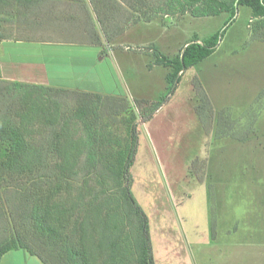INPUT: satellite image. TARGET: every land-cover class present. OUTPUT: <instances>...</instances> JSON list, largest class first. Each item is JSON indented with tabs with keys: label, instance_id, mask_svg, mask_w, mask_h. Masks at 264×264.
I'll return each instance as SVG.
<instances>
[{
	"label": "rangeland",
	"instance_id": "1",
	"mask_svg": "<svg viewBox=\"0 0 264 264\" xmlns=\"http://www.w3.org/2000/svg\"><path fill=\"white\" fill-rule=\"evenodd\" d=\"M70 1L74 0H63V31L66 26L71 31L84 26L88 31L87 16L77 18L78 9L67 12ZM94 1L96 30L89 32L100 46L74 47V52L82 56L90 51L97 62L101 51L114 50L95 68L102 97L66 91L56 99L65 117H73L79 108H92L97 118L90 112L88 118L96 121L103 133V149L108 151L128 147L130 126L137 124L130 190L148 220L154 264H264V105L257 110L253 132L246 139L219 138L216 122L224 109L232 121L247 127L251 123L247 114L256 110L257 102L264 103V18L252 19L251 10L239 6L233 22L225 27L227 12L195 17L192 8L171 9L166 0ZM2 15L1 10V27L7 19ZM223 31L214 53L185 70L170 92L173 84L166 76L172 69L155 65L153 54L157 51L172 60L195 36L202 43ZM73 38L79 42V37ZM26 52L23 46L15 54L22 58L29 56ZM194 79L213 108L212 121L206 112L207 121L199 119ZM19 96L0 80V116L14 119ZM158 102L161 105L151 117L142 120V114ZM33 130L32 142L45 147L49 128ZM243 132L239 129L238 135ZM52 166L47 162L39 174L0 173V245L14 237L34 245V231L26 223L30 205L24 194L44 199L59 181ZM97 174L79 170L58 184H63V190L71 186L75 195L83 178L90 177L92 185L97 183L93 194L104 193V198L118 201V189L124 183ZM27 187L33 188L30 193L25 192ZM236 227L237 232H232ZM1 260L2 264H38L39 259L19 249Z\"/></svg>",
	"mask_w": 264,
	"mask_h": 264
},
{
	"label": "trees",
	"instance_id": "2",
	"mask_svg": "<svg viewBox=\"0 0 264 264\" xmlns=\"http://www.w3.org/2000/svg\"><path fill=\"white\" fill-rule=\"evenodd\" d=\"M166 3L169 8L178 7L181 12L192 8L195 17L227 12L230 15L225 27L233 22L239 6L248 7L252 19L264 18V0H166ZM4 5H7V0H0V12ZM97 20L101 23L100 18ZM223 33L217 32L202 43L195 36L172 60L157 51L153 54L155 65L172 69L166 76L167 81L173 84L170 92L185 70L214 53ZM111 41L106 38L107 43ZM93 43L98 44V40ZM9 84L20 98L17 100L14 119L0 116V173L39 174L41 167L48 162L52 163L59 181L52 184L44 199L38 200V196L30 198L31 195L24 194V200L30 205L26 223L34 231V245L19 237L11 238L0 245V260L9 251L21 249L36 256L43 264H154L148 220L130 190V168L134 163L138 137L137 124L130 126L128 147L118 152L108 151L103 149V133L100 134L96 121L92 119L97 118L91 112L92 108L82 107L77 109L73 117H65L62 115V104L56 99L65 90L17 82ZM192 85L198 102L196 112L201 123L207 121L204 112L212 121L213 108L207 101L201 83L194 79ZM94 96L100 98L101 95ZM160 105V102L154 104L146 115L142 114V120L149 119L154 108ZM263 105V101L257 102L256 110L247 114L251 121L247 127L240 126V121H232L226 110H221L216 121L218 137H237L239 141L246 139L253 132L257 110ZM89 112L91 119L88 118ZM35 126L49 128L50 137L45 147L32 142L36 134L33 130ZM241 128L244 132L239 136L238 130ZM82 129L83 133H80ZM77 170L86 171L89 176L96 171L103 179L107 177L117 183H124L118 189L119 200L106 195L104 198V193L100 192L93 194L97 183L92 185L90 177L83 178L81 188L75 195L71 193V186L66 185L68 187L65 186L63 190V184L58 183L76 175ZM104 171L110 176L105 175ZM25 189V192L30 193L33 188ZM111 203L114 206L111 207ZM82 205L84 208L80 212ZM125 226L130 227L127 230ZM36 243L38 246H35Z\"/></svg>",
	"mask_w": 264,
	"mask_h": 264
},
{
	"label": "crops",
	"instance_id": "3",
	"mask_svg": "<svg viewBox=\"0 0 264 264\" xmlns=\"http://www.w3.org/2000/svg\"><path fill=\"white\" fill-rule=\"evenodd\" d=\"M67 8H70L67 12L78 9L75 13L77 18L88 17V31L83 29L84 26L80 31L77 28L71 31L66 29V23L63 31V0H7V5L1 7L4 12L2 17L7 18L6 24L0 26L1 81L102 95L98 91V73L95 68L103 56L112 54L114 50L102 49L103 55L98 54L97 62L90 51L82 56L75 53L74 47L100 46L99 43H93L94 35L89 32L96 30V19L89 0L70 1ZM73 37H79V42L72 41L75 40ZM88 40L92 42L88 43ZM23 46L29 56L21 58L15 51ZM86 75L92 78L83 80L82 77ZM237 230L236 227L232 232L236 233ZM37 262L42 264L39 260ZM2 263L3 260H0Z\"/></svg>",
	"mask_w": 264,
	"mask_h": 264
}]
</instances>
